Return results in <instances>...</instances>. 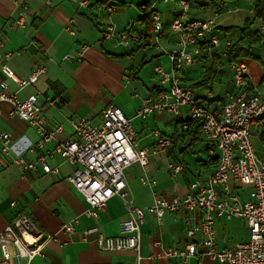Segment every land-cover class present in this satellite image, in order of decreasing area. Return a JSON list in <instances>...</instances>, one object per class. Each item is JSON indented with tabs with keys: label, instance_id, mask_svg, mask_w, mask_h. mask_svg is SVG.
I'll return each instance as SVG.
<instances>
[{
	"label": "crops",
	"instance_id": "0c3cea01",
	"mask_svg": "<svg viewBox=\"0 0 264 264\" xmlns=\"http://www.w3.org/2000/svg\"><path fill=\"white\" fill-rule=\"evenodd\" d=\"M81 1H85V5H80ZM154 1L0 0V40L3 44L0 47V58L4 60V54L12 53L6 64L19 79H26L37 66L46 67V73L36 83L21 91H18L15 84L0 70V88L5 84L7 91L15 94L20 100L40 93L37 105L42 109L46 128L52 130L58 126L62 127V134L45 143L43 149H52L57 141L73 136L74 132L68 120L89 118L94 123H98L102 111L109 105L118 107L131 120L133 128L132 123L138 120L134 118L136 110L141 106L146 94L158 84V79L155 77V82L150 81L148 84L141 81L142 92L128 100L131 104L117 102L125 87L131 86L133 80L139 79L136 72L128 71L121 64V58L124 56L133 59L138 51L151 50V48L156 50L154 39L151 36L149 46L141 44L118 47L115 43L103 41L102 34L110 25H114L115 29L120 31L132 24L137 32L145 33L144 25L141 24L142 14L154 4ZM17 4H25L29 9L26 26L21 30H11L8 26L16 15ZM105 4L114 7V12L107 13L103 8ZM154 9L163 22V32L159 42L162 39L168 47V49L161 47L165 51L169 50L177 40V35L173 34L169 27L174 19L203 20L211 18L214 13L208 4L201 0L191 6L186 17L181 16V8L174 2L157 1ZM232 9L229 2L227 9L217 20L216 28H224L219 24L223 17L238 12V9ZM258 30L259 26L254 32ZM218 32L222 44L234 43L239 38V34L235 31L230 34ZM82 44L87 45L88 49L81 63L68 64L61 61L65 55H74ZM241 45L247 48L245 42ZM248 50L255 60L246 63L250 88L264 95V61L261 60L258 49L250 47ZM18 51L22 52L16 54ZM152 54V59L158 57L156 59L159 64L155 66L164 68L160 65L164 61L163 51L159 49ZM217 55L221 63L220 71L213 74L207 84L200 85L212 61L201 62L187 68L182 75L185 84L194 86L196 98L207 103L210 108H220L236 94L230 65L220 52ZM240 60L244 61V59ZM195 72L197 76L201 74L203 78L192 80L191 75ZM51 84L54 85L55 90L50 88ZM208 94L212 96L209 100ZM51 100L55 101L54 106L48 105ZM0 111V132L10 134L13 147V151L8 155H0V232L15 218L27 216L39 231L53 235L58 233L63 225L78 218L79 223L75 226V233L72 235L58 233V240L65 245L59 246L54 242L48 244L43 251L44 257L35 259L31 264H135V252L101 251L95 244L94 235L87 238L81 235L84 229L96 226L107 237L118 236L120 222L125 219L122 201L118 197H113L107 201L104 212L98 218L91 219L85 216L87 203L67 181L72 175L73 167L57 155L48 160L50 167L58 168L59 173L56 176L45 175L41 169H38L29 172L26 179H21L20 171L13 164V160L19 154L27 161H35L41 152L38 150L30 154L26 148L34 145L39 137L28 123L8 115L10 111L8 104L1 103ZM167 116L173 121L172 131L165 133L161 130L160 134L173 140L172 147L164 154L150 156L145 167L135 163L125 170L129 197L139 208L145 209L152 205L154 192L166 198L186 195L192 182L205 180L216 166L218 151L202 133L192 142L189 129L182 130L181 124L167 114L153 115L139 121V126L133 128L138 147L146 148L154 144V140L148 141L146 140L148 137L143 136L145 121L151 119L155 124L162 123ZM263 133L264 117L255 122L250 130L254 152L262 162H264V144L261 140ZM171 163L180 165L182 169L175 177H172L168 171V164ZM143 179L153 180L155 185L151 187L143 184ZM231 185L236 188L242 200L248 199L250 188L247 187L246 193H243L244 187L233 183ZM12 203L13 207H11ZM186 230L182 213L168 214L161 226L155 224L151 215L145 214L140 231L142 257L140 264H151L148 257L154 252L169 247L182 249L188 242ZM215 232L218 249L249 240V229L241 219L217 220ZM198 239L199 236H196L194 240ZM155 244H159L160 247H155ZM155 262L162 263L163 260L159 258ZM191 263L217 264L206 257L192 259Z\"/></svg>",
	"mask_w": 264,
	"mask_h": 264
},
{
	"label": "built area",
	"instance_id": "2783aa9c",
	"mask_svg": "<svg viewBox=\"0 0 264 264\" xmlns=\"http://www.w3.org/2000/svg\"><path fill=\"white\" fill-rule=\"evenodd\" d=\"M157 1L174 2L181 8V16L186 17L196 0H155L154 4L143 12L141 20L147 22L150 35L156 47H160L159 38L163 32V22L154 9ZM85 5V1L79 2ZM17 12L8 29L21 30L26 26L29 9L25 4H17ZM107 13H113L114 7L103 5ZM222 8L227 9L223 3ZM221 12H214L209 19L183 20L174 19L169 27L177 40L169 50H163L168 58L169 68L165 71L155 66L153 73L158 77V84L149 91L136 110L134 118L146 119L153 115L167 114L179 120L182 130L190 128V121L200 123L202 135L218 151L214 170L203 181H194L184 196L163 197L153 193V203L143 209L134 205L129 197L125 179V170L132 164L145 167L149 157L165 153L173 145V140L163 137L156 129L150 132L154 144L139 148L132 131L131 120L115 105L106 107L98 123L89 118L68 120L73 129V136L57 141L52 149H43L44 144L62 134V127L52 130L46 128L42 109L37 105L40 93L25 100L7 91L5 84L0 88V104L10 106L9 116L16 117L32 126L39 140L26 148L30 154L40 151L35 161H27L17 154L13 164L20 171V178L26 179L29 172L41 169L45 175L56 176L57 167H50L48 160L54 155L73 167L67 181L87 203L85 216L96 219L104 212L107 201L118 197L125 209V219L120 222L119 235L107 237L98 227L92 226L81 232L83 238L95 236L97 248L105 252H135V264H140L141 226L145 214L154 218L155 224L161 226L168 214H183V221L188 242L182 249L166 248L152 253L148 259L151 264H193L192 259L206 257L217 264H264V162L255 154L251 142V126L264 117V95L252 91L245 61L231 63L233 85L236 94L220 108H210L207 103L199 101L194 87L185 84L182 75L187 68L201 62H211L220 52L227 57L229 42L222 44L216 22ZM145 29V25H144ZM259 31L264 39V20L260 21ZM145 33H139L134 24L117 31L114 25L107 27L102 40L115 43L116 46L128 47L144 43ZM3 44L0 40V47ZM223 46V47H222ZM87 45H80L74 55H65L62 62L81 63ZM22 52V51H20ZM16 52V54H20ZM12 53L0 58V70L17 87L18 91L33 85L46 73L45 66H37L26 79L17 78L6 64ZM135 97V94H134ZM212 98L208 94V100ZM48 105L54 106L51 100ZM1 113V111H0ZM264 144V133L261 135ZM13 151L11 136L0 132V155ZM181 166L168 164L172 177L181 172ZM143 184L154 186L153 180H142ZM231 183L248 187V199L242 200ZM14 204H11L13 207ZM243 220L249 229V240L228 248H217L215 223L217 220ZM78 218L63 225L58 233L72 235ZM58 233L49 235L37 229L27 216L12 220L0 232V264H31L37 258H43L44 248L50 243L65 245L58 240ZM199 236L198 240H194ZM12 246L13 254L7 248ZM155 247H160L155 244ZM161 258L162 263H156ZM15 261V263H13Z\"/></svg>",
	"mask_w": 264,
	"mask_h": 264
},
{
	"label": "rangeland",
	"instance_id": "374dc122",
	"mask_svg": "<svg viewBox=\"0 0 264 264\" xmlns=\"http://www.w3.org/2000/svg\"><path fill=\"white\" fill-rule=\"evenodd\" d=\"M253 5H254V0H251V1L233 0L231 2V8L238 9V12L237 13H231L230 15L223 17L219 21V24L224 26V28L233 27L236 29L235 32L237 34H239L238 31L243 28V24H244L245 19H248L250 21V29H251V31H254L256 28H258L260 22L258 19H255V16L251 12ZM159 43H160V47H158V48L156 47V50L151 48V50H142L140 52L138 51L137 53H135L133 59L131 57H124V56L121 58V64L124 65L128 71L133 70V72H136L139 79L135 80L136 82L133 80L131 83L132 84L131 86L126 85L127 87H125V90L120 94L117 102H119V101L120 102H126V103L128 102L131 104V101H128V100L130 98L133 99V98L137 97L139 95V93L142 92V90L140 88L142 86L141 81H143L145 84H148L150 81L153 83V82H155L156 78L158 79V77L156 75H154V73H153V67L156 64H159V61H157L158 59H156L158 57H155V59H152V55H153L152 52H157V51H159V49H160V51H163L161 49V47H165V49H168V47H166V45L162 41V39H160ZM118 47H120V46H118ZM252 48H256L259 50L261 60L264 61V43H261L260 45H254V46H252ZM143 55L145 56L144 58H143ZM162 58H164V61L160 65H162L164 67L163 69L165 71H167L169 68L168 67L169 66L168 58L165 56V54L162 55ZM249 60L255 61L253 59H246V58L244 59V61L247 64H248ZM257 63H259V62H257ZM191 77H192V80H197V79L203 78L201 74L199 76H197L196 72L194 74H192ZM209 88H211V86ZM214 88L216 89V85L214 86ZM134 94H135V97H134ZM137 119L138 120H136L135 122L132 123L133 128L138 127L140 124L139 121L143 120V119L141 120L140 118H137ZM164 120H165V122L157 123V124H155L151 119H147L145 121L143 136H146V138L148 137L146 140H148V141L154 140L150 136V132L154 129H157L159 132L163 131L165 133L172 131V126H173L172 119L167 116L164 118ZM179 127H180V125H179ZM133 128H132V131H133ZM133 133H134V131H133ZM134 137H135V139L137 138L136 135ZM246 191H247V187H244L242 189V192L246 193ZM7 250L9 252V254H11V255L13 254L12 246H8Z\"/></svg>",
	"mask_w": 264,
	"mask_h": 264
},
{
	"label": "trees",
	"instance_id": "16d2710c",
	"mask_svg": "<svg viewBox=\"0 0 264 264\" xmlns=\"http://www.w3.org/2000/svg\"><path fill=\"white\" fill-rule=\"evenodd\" d=\"M201 1L207 3L214 12L218 11L222 13L223 11L226 10L225 8H222V4L227 3V6H228V3L229 2L231 3L233 0H201ZM198 2L199 0H197L195 3H198ZM144 13L147 14L145 11ZM252 13L255 16V19H258L259 22L261 20H264V0H254ZM141 24L145 25V36H144L143 44H146V46H149L150 40H151L150 28L148 27L147 22L141 21ZM217 30L223 34H230L236 31V29L233 27H227V28L218 27ZM238 33H239V38L236 40V42L231 43L226 48L227 50L226 60L228 64L237 62L240 59H245V58L253 59L248 48L254 45H260L261 43H264V39L262 38L259 30L257 32L251 31L250 21L248 19H245L243 28L240 29ZM242 42H245L247 44V48L242 47L241 45ZM219 60L220 59L218 58V55H215V57L212 60V65L206 71L204 80L201 81L200 85L207 84L211 80L213 74L220 71L221 63ZM50 88L55 90V87L52 84L50 85ZM177 122L178 124H180L179 120H177ZM190 124H191V127L188 130L189 136H190V140L194 142L196 141V138H198V136L201 134L200 123L197 121H190Z\"/></svg>",
	"mask_w": 264,
	"mask_h": 264
}]
</instances>
